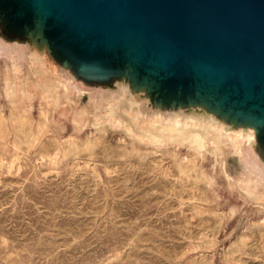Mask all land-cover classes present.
<instances>
[{
  "label": "rangeland",
  "instance_id": "rangeland-1",
  "mask_svg": "<svg viewBox=\"0 0 264 264\" xmlns=\"http://www.w3.org/2000/svg\"><path fill=\"white\" fill-rule=\"evenodd\" d=\"M19 18L0 27L10 41L26 40ZM114 47L83 69L92 93L119 78L109 59L127 49ZM5 52L0 264H264V193L239 183L233 147L197 129L137 126L123 107L96 112L86 95L29 69L26 56L7 70ZM176 81L163 78L158 91L170 95Z\"/></svg>",
  "mask_w": 264,
  "mask_h": 264
},
{
  "label": "water",
  "instance_id": "water-1",
  "mask_svg": "<svg viewBox=\"0 0 264 264\" xmlns=\"http://www.w3.org/2000/svg\"><path fill=\"white\" fill-rule=\"evenodd\" d=\"M27 3L0 0L2 26L15 29L12 21L23 17L20 23L28 31L37 25L36 15L42 14L48 38L59 54L78 64L81 75L104 56L102 52L122 45L127 54L114 59L116 64L109 59L112 71L122 69L138 51L142 66L158 63L160 86L163 78L173 76L177 80L173 90L179 85L185 89L201 71L212 83L217 80L227 97H240L243 103L246 93L251 101L264 105V0ZM48 16L63 41L58 43L50 35Z\"/></svg>",
  "mask_w": 264,
  "mask_h": 264
},
{
  "label": "bare ground",
  "instance_id": "bare-ground-1",
  "mask_svg": "<svg viewBox=\"0 0 264 264\" xmlns=\"http://www.w3.org/2000/svg\"><path fill=\"white\" fill-rule=\"evenodd\" d=\"M35 21L37 25L27 31L24 42L18 38L10 41L0 32V49H6L3 64L7 70L21 67L20 59L26 56L29 69L43 78L60 81L67 93L73 91L81 97L86 95L101 107L96 112H117L123 107L127 119L137 126L157 129L163 134L197 129L218 137L224 142L220 147L228 145L239 153L241 162L236 174L243 188L249 186L255 193H264V105L251 101L246 93L243 103L240 97H227L223 86L217 80L212 83L201 71L190 86L183 89L179 85L165 96L158 91V63L142 66L138 51L121 67L118 73L121 76L114 86L106 85L99 92L92 93L79 73L78 64L59 54L48 38L42 14H37ZM48 58L53 60V66L49 65ZM257 139L260 150L255 146Z\"/></svg>",
  "mask_w": 264,
  "mask_h": 264
},
{
  "label": "crops",
  "instance_id": "crops-1",
  "mask_svg": "<svg viewBox=\"0 0 264 264\" xmlns=\"http://www.w3.org/2000/svg\"><path fill=\"white\" fill-rule=\"evenodd\" d=\"M1 24V23H0ZM2 26V25H1ZM3 27V26H2ZM4 28V27H3ZM5 29V28H4Z\"/></svg>",
  "mask_w": 264,
  "mask_h": 264
}]
</instances>
